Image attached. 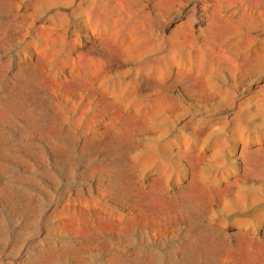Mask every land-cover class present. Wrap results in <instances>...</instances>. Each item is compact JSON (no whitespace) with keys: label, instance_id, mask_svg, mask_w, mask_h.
<instances>
[{"label":"rangeland","instance_id":"rangeland-1","mask_svg":"<svg viewBox=\"0 0 264 264\" xmlns=\"http://www.w3.org/2000/svg\"><path fill=\"white\" fill-rule=\"evenodd\" d=\"M0 264H264V0H0Z\"/></svg>","mask_w":264,"mask_h":264}]
</instances>
